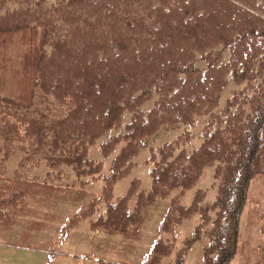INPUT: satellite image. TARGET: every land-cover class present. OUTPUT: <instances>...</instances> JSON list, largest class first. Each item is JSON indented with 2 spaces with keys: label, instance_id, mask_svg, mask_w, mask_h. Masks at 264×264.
Returning a JSON list of instances; mask_svg holds the SVG:
<instances>
[{
  "label": "trees",
  "instance_id": "obj_1",
  "mask_svg": "<svg viewBox=\"0 0 264 264\" xmlns=\"http://www.w3.org/2000/svg\"><path fill=\"white\" fill-rule=\"evenodd\" d=\"M149 1L150 15L142 18L138 14L143 7L125 12L129 0H62L44 12L30 11L21 27L0 30V39L8 33L35 29L38 35L41 31V39L33 43L41 49V62L33 67L39 101L53 96L71 113L59 118L51 111L54 106L48 105L36 111L37 117L24 115L21 121L26 129H4L10 112H30L32 106L23 108L14 99L0 97V143L5 144L0 146V182L8 179L7 161L16 150L24 152L25 159L37 153L38 161L44 160L52 169L66 165L79 175H101L103 164L89 159V149L106 131L121 125L129 111L132 118L124 131L133 144L128 143L112 162V176L101 200L106 211L98 208L97 200L87 212L101 211L93 225L133 235L152 204L175 189L192 188L206 167L217 165L220 185L215 201L201 207L203 198L198 196L190 209L182 208L181 217L199 213V228L209 233L212 241L204 264H230L238 253L250 184L264 175V0ZM86 7L90 14L101 15L82 21L78 14ZM66 10L72 14L63 15ZM219 44L231 54L222 65V55L214 51ZM198 54L206 63L204 71L193 62ZM45 62L56 70L43 66ZM221 74L225 77L219 79ZM230 80L235 86L248 83L249 92L237 94L212 116L201 146L178 151V140L158 154L152 149L158 155L153 157L152 189L146 192L134 183L127 196L115 202L114 185L126 175L124 166L144 144L142 137L164 126L193 124L197 116L211 113ZM154 96L153 108L143 112L141 107ZM77 114L73 125L71 116ZM134 143L135 150L131 149ZM104 155H110L107 147ZM13 180L3 190L24 192L22 185L14 184L25 179L15 176ZM199 237L195 233L188 245ZM213 254L216 258L209 262Z\"/></svg>",
  "mask_w": 264,
  "mask_h": 264
},
{
  "label": "rangeland",
  "instance_id": "obj_2",
  "mask_svg": "<svg viewBox=\"0 0 264 264\" xmlns=\"http://www.w3.org/2000/svg\"><path fill=\"white\" fill-rule=\"evenodd\" d=\"M61 1L0 0V25L9 27L17 24L21 27L29 19L30 11L35 14L44 12ZM151 4L152 1L149 0H136V3L135 0H129V6L125 8V12L130 13L134 11V6H140L144 9L140 11L138 16L148 18L150 15L148 7H151ZM71 14L67 10L63 11V15ZM78 15H82V21L90 22V16L98 18L101 14L100 12H91L90 14V7H86ZM34 32L37 31L29 29L28 32H20L13 38L3 37L0 40V70L2 71L0 73V97L14 99L18 104L24 105L22 106L23 108L32 106L30 112L25 110L17 113L15 111L10 112L6 125L3 127L4 129L9 126L15 127V129L18 128L19 131L26 129V124L21 121V119H24V115L29 113V115L37 117L36 111L44 109L48 105L50 107L54 106V110L51 109V111H54L59 118H63L69 113L67 107L61 106L60 103L62 102L57 101L53 96H44L43 103L39 101V95L41 94L36 87V77L32 67L35 65V61L28 51L31 43L41 39V31H39L38 35H34ZM214 51L222 55L219 62L220 65L231 59V54L229 51L225 52L222 44L217 45ZM241 56L242 51L240 50L237 61ZM202 57L203 55L198 54L193 61L200 69L206 66L201 61ZM28 65L31 66L29 71L26 70ZM43 66L47 68L53 67L56 70V66L49 65L47 62L43 63ZM218 77L219 79L224 78L225 74H221ZM228 77H231V74ZM233 87L232 84L224 90L220 104L212 111V114L198 116L194 125L179 124L174 127H163L160 131L152 132L150 136L142 137V140H146L147 143L124 166L123 171H126V175L115 186L114 200L125 196L132 183H136L142 190L150 188V172L152 169L150 151H152V147L158 148L165 143H173L187 130L191 139L182 144L180 149L195 150L199 148L201 145L200 135L204 127L208 125L214 113H220L225 108L228 100L232 98ZM243 89L244 87H240L238 90ZM60 97H63V95H60ZM153 101L154 99L150 100L143 109H150ZM40 104L43 105L40 106ZM129 113V111H126L124 116H122L123 122L121 125L115 129L108 130V132L106 131V134L89 149V159L103 164L102 174L106 178L112 173L113 159L120 153L123 146H127L128 143L130 146L132 143H130L131 139H125L126 133L124 131V127L131 119ZM69 114L71 115V113ZM77 116L78 114L71 116L73 125L76 123ZM110 141L116 142V144L111 145ZM2 145L5 144L0 143V146ZM106 147L110 151L108 156L104 155ZM136 147L134 143L131 149L135 150ZM133 152L131 151L130 154ZM177 154L178 151L176 152ZM11 156L12 158L7 161V175L10 178L15 175H25L27 178H34L35 176L31 190L37 194L38 199L26 200L25 206L21 204V207L16 209L15 220H13L12 224V227H16L11 232H4V229L0 227V238L13 237V239L9 240L8 247H6L9 254L4 258H0V264H45L43 258L45 257L47 261L46 255H39L36 258L35 254L46 252L47 250L51 253L48 255L54 258L56 262H48V264H95L90 258L96 260L99 256L113 260L110 264H123L122 262L140 264L139 259L143 256L148 244L152 245L159 238L168 240L171 235L175 237L174 245H170L174 246L173 252L171 253L169 250L170 246L169 249H165L164 245H161L157 249L152 264H175L177 260V264H179L181 261L178 256L186 247V240L201 225L199 213L183 216L182 218L180 215L181 205L189 207L193 203L197 191H200L197 195L204 200L203 205L211 203L217 193L218 185L215 178L217 165H212L205 170L196 185L180 197L177 196L180 191L177 189L166 199L152 204L146 210L144 218H140L141 225L139 228H141L138 234L135 231L133 235H126L123 238H111L109 234L94 230L92 223L99 218L101 211L89 216L78 227L68 230L64 234L66 226L76 216L88 210L93 200L102 197L105 185L104 177L96 179L95 176L90 174L78 175L72 167L63 166L64 173L60 175L59 180L55 181L57 177L52 178L48 175L50 168L46 162L38 161L39 156L37 153L29 159H25V153L16 150ZM19 164H23V166L19 168ZM55 171H57L56 168L54 169ZM134 179L135 181L133 182ZM23 184L18 182L14 185ZM11 185L10 182H0V198H7L3 189L11 187ZM13 191L11 190V195L16 197L3 205V209L0 208L1 218L6 216V208L22 201V198L17 196L20 192ZM171 212L170 219L174 218V220L168 226V231L173 232L174 224H180L176 225L173 234H168L162 230V223L165 222ZM203 233L207 234V231ZM106 235L110 237L106 238ZM62 236H64V239L58 240ZM209 240V238L204 237L193 244L189 252L184 255L183 264H202L204 247L208 245ZM163 258L165 259L161 261ZM88 259L90 263L80 262ZM212 259L210 256L209 262H212ZM231 264H264L263 175L256 177L252 181L248 203L245 206L240 222L239 251Z\"/></svg>",
  "mask_w": 264,
  "mask_h": 264
},
{
  "label": "crops",
  "instance_id": "obj_3",
  "mask_svg": "<svg viewBox=\"0 0 264 264\" xmlns=\"http://www.w3.org/2000/svg\"><path fill=\"white\" fill-rule=\"evenodd\" d=\"M2 252H3V253H6V254H8V253H9V251H8V250H2Z\"/></svg>",
  "mask_w": 264,
  "mask_h": 264
}]
</instances>
